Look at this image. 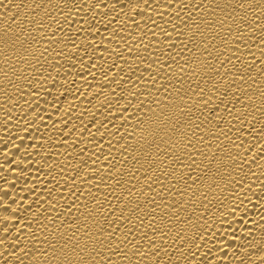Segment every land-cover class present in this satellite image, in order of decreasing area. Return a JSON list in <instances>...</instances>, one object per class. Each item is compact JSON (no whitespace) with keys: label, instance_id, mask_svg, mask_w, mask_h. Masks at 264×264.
<instances>
[{"label":"bare ground","instance_id":"obj_1","mask_svg":"<svg viewBox=\"0 0 264 264\" xmlns=\"http://www.w3.org/2000/svg\"><path fill=\"white\" fill-rule=\"evenodd\" d=\"M0 264H264V0H0Z\"/></svg>","mask_w":264,"mask_h":264}]
</instances>
